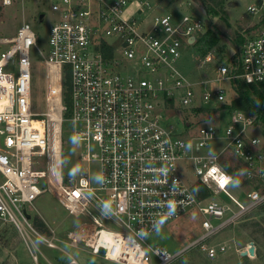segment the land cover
Wrapping results in <instances>:
<instances>
[{"label":"built area","instance_id":"2783aa9c","mask_svg":"<svg viewBox=\"0 0 264 264\" xmlns=\"http://www.w3.org/2000/svg\"><path fill=\"white\" fill-rule=\"evenodd\" d=\"M162 1L170 0H157ZM16 2L0 0V6ZM128 5L133 8L130 14L125 11ZM149 7L148 0H49L52 17L44 54L26 21L11 35L0 36V223L16 231L34 261L33 239L56 247L54 229L31 212L44 192L68 214L81 217L66 230L67 243L116 264H168L192 248L207 257L224 252L225 243L208 239L264 202V138L261 132L248 131L257 128L253 114L228 112L218 137L225 141L220 152L227 150L238 163L244 180L239 185L216 161L218 155L194 154L217 137L215 125L199 123L187 139L162 125L160 103L152 99L198 106L195 83L174 64L181 48L195 43L206 19L166 13L145 22ZM246 11L256 21L231 56L220 60L205 54L200 59L199 67L210 64L213 77L203 75L196 83L217 84L203 88V102L229 103L223 102L228 95L221 81H227L232 92L237 79L264 89V0ZM43 18L37 14V22ZM31 51H37L44 67L43 111L31 107ZM173 121L177 128L189 125L177 117ZM64 123L70 124L73 140L82 147L80 159L98 161L96 186L84 174L62 172ZM92 145L96 153L89 152ZM185 160L191 161L196 177L190 184L179 170L178 162ZM196 183L206 188L205 197L193 190ZM231 188L239 189L243 199L231 194ZM190 210L200 215L202 231L188 243L170 251L145 240L158 226ZM34 218L45 231L35 226ZM247 247L248 242L238 253L245 250L251 257ZM67 263L76 260L69 257Z\"/></svg>","mask_w":264,"mask_h":264},{"label":"rangeland","instance_id":"374dc122","mask_svg":"<svg viewBox=\"0 0 264 264\" xmlns=\"http://www.w3.org/2000/svg\"><path fill=\"white\" fill-rule=\"evenodd\" d=\"M148 1H150V7L144 10L145 22H148L152 16L166 13L174 15L176 18L183 14H189L199 19H206V23L202 25L201 30L196 35L195 43L191 47L183 46L180 50V56L174 64V67L187 81L195 83L196 90L192 89L196 92L195 104L198 106L192 109L189 106L183 107L175 99H165L164 106L160 102V98L152 99V102L157 101L160 103L158 110L162 111V125L165 127L170 125L173 133L180 134L185 139L195 134L196 126L199 123L206 122L215 125L217 137L210 140L205 147L199 148L194 154L203 156L218 155L216 161L226 163L230 167L238 165L235 158L227 150L220 152L225 145V141L218 137L221 135L223 126L227 123L228 112L224 111L221 104H213L212 101L206 103L199 98L204 87L209 90L217 84L196 82L204 79L203 75L207 79L213 77L210 64H201L199 67L203 55L208 54L215 59L226 60L236 49L234 43L236 37L246 35L252 31L256 17L247 12L246 7L253 5L256 0H203L205 4L211 7L209 12H205L200 0H180L178 2L170 0L168 3L165 1L157 2V0ZM132 10L133 8L129 5L125 9L128 14ZM38 13L44 15L41 23L37 22ZM51 17L49 0H17L16 3L10 6H0V36L11 35L16 26L26 21L38 36L36 46L44 54L47 51L48 19ZM145 26H148V24H145ZM30 59L32 61L31 107L33 110L43 111L44 67L40 62L37 51L30 52ZM141 77L148 79L145 74ZM219 86L227 91L228 96L225 97L223 102L229 101L234 93L229 89L228 82L221 81ZM173 117H177L181 121H188L189 125L187 127L182 125V127L177 128ZM254 125H257V128L248 127V131L251 134L261 132L264 138L263 126L256 119ZM61 136L62 172L67 175L84 174L88 177L90 184L96 186L99 179L98 161L93 158L86 162L80 159L82 147L73 140L70 124H63ZM89 152L96 153V147L92 145ZM178 164L180 174L187 184L196 180L190 160L179 161ZM242 182V180H239L236 183L239 185ZM229 192L239 197V199H243L242 192L239 189L233 190L231 188ZM218 197L229 203L228 199L222 194ZM33 205L34 210H31V212H37L48 226L54 229L56 247H47L40 241L33 239L35 248H32V250L36 254V261H34L16 231L10 225L0 223V264H69L67 263L69 257L76 260V263L73 264H116L98 255L91 254L84 248L67 243L66 230L71 229L81 217L68 214L48 192H44L37 197ZM28 210L30 211L29 208ZM225 216L224 214L223 218ZM199 222L200 215L196 211L190 210L182 213L175 220L158 226L145 237V240L150 244H158L170 251H176L200 234L202 229ZM211 222L216 223L218 220L211 219ZM249 241H252L255 246V255L251 257L245 254L240 255L238 252ZM208 242L211 244L225 243V251L207 257L196 248H192L184 251L181 256L168 264H264V204L245 212L236 221L229 222L212 235Z\"/></svg>","mask_w":264,"mask_h":264},{"label":"trees","instance_id":"16d2710c","mask_svg":"<svg viewBox=\"0 0 264 264\" xmlns=\"http://www.w3.org/2000/svg\"><path fill=\"white\" fill-rule=\"evenodd\" d=\"M174 1L178 2L180 0ZM200 2L205 12H209L211 10V7L205 4L203 0H200ZM241 42V36H237L234 40L235 46L237 48L239 47ZM232 89L234 92V97L230 99L229 103L221 104L224 111L226 110L227 112H230L232 110H240L249 114H253L255 116V119L260 123V125L263 126L264 130V89L257 84H245L239 79L234 81ZM219 164L226 172H228L233 177L235 182L239 180L244 181L241 174L239 173L240 169L238 165L230 167L226 163H222L221 161L219 162ZM193 190H196V194L199 197H205L208 194L206 188L200 183H196L193 186ZM263 204L264 202L258 206H263ZM34 224L41 231H45L44 226L38 219L34 218Z\"/></svg>","mask_w":264,"mask_h":264},{"label":"water","instance_id":"95a60500","mask_svg":"<svg viewBox=\"0 0 264 264\" xmlns=\"http://www.w3.org/2000/svg\"><path fill=\"white\" fill-rule=\"evenodd\" d=\"M39 18H41V15H39ZM192 39H193V38L190 37V38H189V41H191ZM174 120H175V118H174ZM178 126H180V125L178 124ZM247 252H248L251 256L254 255V251H253V243H252V241H249V242H248ZM240 254H241V255H244V254H245V250H242V251L240 252Z\"/></svg>","mask_w":264,"mask_h":264},{"label":"crops","instance_id":"0c3cea01","mask_svg":"<svg viewBox=\"0 0 264 264\" xmlns=\"http://www.w3.org/2000/svg\"><path fill=\"white\" fill-rule=\"evenodd\" d=\"M254 250H255V246H254ZM254 255H255V251H254ZM254 255H253V256H254Z\"/></svg>","mask_w":264,"mask_h":264}]
</instances>
